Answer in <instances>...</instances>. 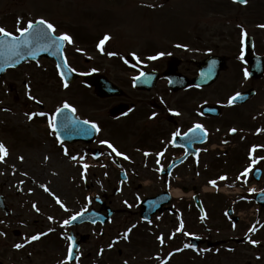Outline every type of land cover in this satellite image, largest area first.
Segmentation results:
<instances>
[{
    "label": "flooded vegetation",
    "instance_id": "flooded-vegetation-1",
    "mask_svg": "<svg viewBox=\"0 0 264 264\" xmlns=\"http://www.w3.org/2000/svg\"><path fill=\"white\" fill-rule=\"evenodd\" d=\"M251 3L258 5L253 7ZM199 8L206 7L198 4L196 11ZM134 9L138 21L145 24L146 35H109L107 32L93 35L89 30L97 18H108L118 15V11ZM174 9L175 0H0V27L12 35L18 36L17 28L23 29L29 21L44 19L55 26L57 36L67 34L73 40L71 44L64 42L62 45L65 64H59L57 58L48 57L22 60L0 78L9 76L12 107L20 104L29 108L23 113V125L34 123L38 126L32 131L30 127L18 129L16 126L7 130L0 125V134H9L7 137L0 135V143L8 151L4 161L0 162V167L9 169L3 177L9 181L20 178L19 183L23 184L37 183L46 194L45 197L41 193L32 198L35 192L22 194L12 190L9 181L0 176V233H4L0 235V264H62L68 256L69 237L77 247L76 251L72 248L73 258L69 264L208 262L210 241L204 232L205 235H194L204 240L203 244L194 248L200 251V255H191L176 263L177 254L173 247L178 243L177 232L182 235L184 229L192 228V224L188 222L185 209L178 205L180 201L175 199L173 208L176 214L167 211L153 218L166 214L172 217L168 240L172 246L168 249L170 255L156 252L148 255L146 251L150 252V247L144 241L147 234L140 231L135 240V235L131 236L128 228L119 227L135 216L142 224L151 223H145L140 218L141 201L165 192L172 194L176 189L183 192L180 199L191 200L195 195L202 196L201 185L207 183L210 177H219L223 174L221 169H237L242 162L248 161L245 156L242 160L241 148L250 145L242 143L252 137L250 132L258 126L264 130V118L248 111L253 98L243 105L230 103L231 91L241 86L240 61L236 55L240 43L235 37L242 32L253 35L254 54L264 55V40L257 41L256 37L264 35V28L258 27L264 24V0L238 4L234 15L238 30L214 32L212 35H204L203 32L197 35H160L162 22L172 19ZM202 23L199 22L198 29ZM105 36L110 39L101 50L98 45ZM21 52L26 53L27 48L21 49ZM160 53L164 55L155 60L149 59ZM210 55L226 57L232 70L227 85L221 83L222 72L212 86L191 84L175 90L172 82L196 78L200 65ZM61 69L67 70V73L61 72ZM261 81L248 77L244 83L248 87L243 90L258 88ZM97 86H111L119 90L116 94L103 97L97 95ZM45 87L57 89L58 100L53 109L47 97L29 99L34 89ZM65 103L70 106L69 109H75L71 112L79 121L72 113L57 112L65 109ZM41 112L45 115H35ZM56 112L62 120L53 132L49 119L56 117ZM29 116L33 118L30 120ZM257 120L261 123L258 124ZM92 124L97 125L99 131L92 128ZM197 124L202 126L203 131L192 132ZM177 132L180 135L174 136ZM255 138L256 135H253ZM108 144L113 145L121 155L112 152ZM145 153L149 155L145 156ZM123 156L128 159H123ZM256 160V167L263 170L264 176V161L260 157ZM66 163L77 169L84 165L101 168L102 179L97 178L96 171L93 176L99 179V184L107 186L93 193L94 201L75 213L97 210L103 214L100 221L65 225L64 221L71 220L72 215L64 217L65 207L57 203L60 198L55 193L49 194L55 206L51 204L52 207L48 208L44 205L49 200L45 188L57 185L58 179L54 178L65 175ZM113 184L118 186L112 189ZM94 186L86 184L87 189ZM125 192V205L119 209L114 198L125 195ZM21 194L26 197L19 198ZM126 199L136 201L138 208L131 209ZM109 207L117 212L107 218ZM259 212H264V208ZM259 212L250 227L240 224L235 236L222 239L235 243L227 245L232 251L242 246L248 252L256 249L255 255H248L251 257L246 261L264 262V217L261 220ZM118 215L124 216L123 223L114 227L112 224ZM49 219L51 228L45 227ZM199 225L201 229L206 227L203 222ZM126 232L127 239L123 235ZM33 235H41V238L29 243ZM192 236L183 237L186 239L183 244L190 243ZM249 240L257 244L253 246ZM214 243V246L219 245ZM16 244H23L24 247L17 249Z\"/></svg>",
    "mask_w": 264,
    "mask_h": 264
},
{
    "label": "rangeland",
    "instance_id": "rangeland-1",
    "mask_svg": "<svg viewBox=\"0 0 264 264\" xmlns=\"http://www.w3.org/2000/svg\"><path fill=\"white\" fill-rule=\"evenodd\" d=\"M200 0H175L177 4V11L176 15L172 17L169 23L161 24V31L160 35H187L188 29L192 32L191 35H194L195 32L193 31L194 28H198L199 22L203 21L202 26L198 29V32H203L204 35H210L211 32H218V31H231L234 29V25L232 23L231 19L234 15L235 5H233L232 0H205L206 1V10L204 9H198L196 11V7L201 4H204L203 2H198ZM217 2L219 3V6H217ZM118 15H114L108 18H97L93 20L90 32L93 33V35H100L105 32L110 33L111 35H146L147 30H144L145 24L138 21V14L135 13L133 10H128L124 14L120 13L118 11ZM163 20V19H162ZM130 26H133V28H130ZM146 28V27H145ZM262 37L261 35H259ZM232 75V70L225 73V75L222 77L221 83L227 82V80ZM9 76L4 77L3 79H0V125L2 127H6L7 130L11 129L12 126H16L18 129L20 128H26L30 127L29 129H33L37 126L34 123H25L23 125V121H25V115L23 113L27 110L29 111V108L26 109L25 107L20 106V104H16L14 107L11 104V93L9 90V84H8ZM220 83V85H221ZM45 91H53L52 94H46ZM32 98L36 99H43L45 97L49 98V104L51 108L53 109L58 100L57 96V89L51 88V87H45V88H37L32 91ZM254 104V107H253ZM251 103L249 105L248 111L250 112H256L257 115L259 114L261 117L264 118V85L261 89V92L259 93V96L255 99L254 103ZM31 110V109H30ZM16 119V120H15ZM258 122H261V120H258ZM38 127V126H37ZM252 137L250 136L251 141H254L253 139V132H250ZM258 134V132H256ZM4 136H9L8 132L5 134H0ZM262 134L258 135L255 138V144H260L263 147H261L258 151L260 152V155L264 156V135ZM242 154L246 153V149L243 147L241 148ZM66 166H68V163H66ZM254 166L249 167L253 169ZM247 168V169H249ZM65 175L61 178H54L57 180L56 186H49L48 191H45L48 194V201L46 202V205L48 208H51L53 204L52 199L50 198V193H55L58 195L60 200L62 201V204L64 205L65 212L63 213L64 217H70L73 215V213L80 211L84 207H87L89 205L90 201L93 200V193L100 192L101 189L104 186L99 184V179H102V171L99 167H90V168H73L72 166H68L64 168ZM79 171V174H78ZM97 172V178L93 176L94 172ZM252 171V170H251ZM89 172V173H87ZM9 173V169L4 168L3 166L0 167V176L3 177L4 174ZM87 173V174H86ZM251 174V172H250ZM5 181H9V179H6L3 177ZM73 178H75L73 180ZM86 179L87 183L89 185H95L92 189L86 188V183L84 181ZM249 176L246 177V179H243L241 181H228L229 183H238L243 186V184L250 185L251 182L249 181ZM212 181V180H210ZM209 182L204 183L201 185V193L203 194L202 198L205 203V207L207 209L208 215H206L205 220L201 221V217L197 214L196 210L193 208L192 202L190 200L186 199H179L180 203L178 204L180 207L185 209V212L187 214L188 222L189 224H192L191 229H184L182 232V235L178 233L177 240L178 243L175 248L176 250L179 248H183L184 250V244L183 242L186 241L183 237H188L189 235L193 234H199L202 235L204 232L209 236L210 241H219L222 239H228L231 236H235L240 228V224H244V227H249V223H253L256 211L251 212L250 207H246L244 209L242 203V199H238L235 202L236 210L239 212H242V220L239 224H234L230 218L226 216V210L228 206L234 204L235 196L232 198H216L217 193H213L211 191H206L205 188H211L212 184ZM4 182V181H1ZM20 178H12L9 181V187L12 188V190H16L17 192H21L22 194L28 193V192H35L32 198H37L38 195L42 193V195L45 197L46 194L41 191V185L37 183H19ZM216 182V181H215ZM5 183V182H4ZM226 184V183H224ZM215 185H220L219 183H216ZM118 186L117 184L112 185L113 187ZM264 186V179L263 184L261 187ZM246 188L243 186V189ZM110 190V193L113 194V190ZM58 192V193H57ZM20 195L21 197H26L24 195ZM37 194V195H36ZM245 195L246 192H245ZM126 198V192L125 195L119 196L114 198V201L117 202L116 206L119 209L123 208L124 202ZM127 200V199H126ZM128 205H131V209H137V202L127 200ZM55 206V204H53ZM127 205V206H128ZM252 208V207H251ZM49 213L51 211H48ZM185 214V215H186ZM261 216V220L264 217V212H259V217ZM258 217V218H259ZM124 216L118 215L116 219L114 220L112 226L118 227L119 224L123 223ZM132 221H129L127 224L121 225L119 228L126 229L131 228L134 231L133 235H135V239H137V236L139 235L140 231H143L145 234H147V238L144 239L145 244L150 247V252L146 251L148 255H151L153 252L160 253L162 255L168 254L169 247H172L169 245L167 239L170 237V232L172 230V217L169 215L167 216H160L153 220L151 225H145L142 224L138 217L132 218ZM204 223L205 228L201 229L198 228L199 223ZM134 226V227H133ZM45 227L51 228V220H48V223ZM203 230V231H202ZM115 232V231H113ZM187 233V235H185ZM205 235V234H204ZM160 237H163V243L160 242ZM229 243V242H228ZM118 246L121 247V244ZM169 246V247H167ZM247 249L249 248L248 245H246ZM244 246L240 247V249H236L233 252H228L225 248V246H220V249L216 251H210L209 257H207V263L206 264H264V262L261 261H255V260H248V255H255L256 249L252 250L251 252L244 251ZM152 251V252H151ZM185 252V251H183ZM217 253V254H216ZM194 256V253L191 252H185L180 255H177L176 257V263L185 260L188 256ZM240 255H245L244 257H241ZM189 259V258H188ZM209 259V260H208ZM250 261H252L250 263Z\"/></svg>",
    "mask_w": 264,
    "mask_h": 264
},
{
    "label": "snow or ice",
    "instance_id": "snow-or-ice-1",
    "mask_svg": "<svg viewBox=\"0 0 264 264\" xmlns=\"http://www.w3.org/2000/svg\"><path fill=\"white\" fill-rule=\"evenodd\" d=\"M234 3H241V4H247L248 0H233ZM40 26H44V28L42 29ZM258 27L264 28V24L262 25H258ZM44 29H47V31H45ZM17 32H19L18 36H13L11 33H9L8 31H6L4 28L0 27V36L5 37V38H10L9 40H4V41H0V45L4 46L9 52H11L14 55H20V51L21 49L24 48H29L31 45L33 44H38L41 41H48L50 45L55 46L57 48L62 47L64 42H67L69 44L73 43L72 38L67 35V34H62V35H55L56 33V28L53 24L45 21L44 19H39L35 22H31L29 21L27 23V26L24 27L23 29L21 28H17ZM242 37L246 38L247 37V33L246 32H242ZM110 39L109 36H105L103 40L100 41V44L98 45L99 48H101V50H103V45L105 44L106 41H108ZM242 43H243V39H242ZM177 47H180V45H177ZM164 53H160L158 56H153V57H149V59H158L160 56H163ZM247 72L245 73V76L247 77ZM64 87L67 88L68 84L65 83ZM238 98V96H234L231 99L234 101ZM29 99H32L31 96H29ZM231 103V101H230ZM65 109H69L70 106L65 103L63 106ZM71 111H75L74 108L70 109ZM58 113L61 110H57ZM180 113H174V115H179ZM35 115H39V116H43L45 115L44 113H36ZM33 117L29 116V119L31 120ZM55 117H52L49 119V126L52 128V131L55 132L56 131V127H55ZM84 124H88V121H84ZM92 128L96 129L97 131H99L97 125L92 124L91 125ZM197 130L203 131V128L201 125L197 124L195 125V127L191 130L192 132H195ZM233 132H235V129H232ZM180 135L179 132L175 133L174 136H178ZM205 135H207V133H205ZM57 139H59V137H57ZM106 143V142H105ZM110 149H112V152L116 153L117 156H120L121 153H119L117 151V149L115 147H113V145L108 144L107 145ZM253 152L256 151L255 148L252 149ZM65 154H67V152H65ZM8 155V151L7 148L5 147V145H3L2 143H0V162H3L5 157ZM145 156L149 155V153H145ZM160 155H163V153H161ZM21 159H23L21 157ZM73 159H75V157H73ZM123 159L127 160L128 157L127 156H123ZM258 161L253 160L252 164L253 166L257 163ZM85 169L88 167L87 165H84ZM252 169H246L244 173H242V175H248V172H250ZM221 179H226L225 177H221ZM210 183L215 186L216 182L215 181H210ZM45 191H48L47 188H45ZM57 203H60L59 200H57ZM60 206L63 208L64 205L60 204ZM35 207V205L33 206ZM129 207H131V205H129ZM67 210V209H65ZM79 215H83V213H80ZM205 217H201V219H204ZM77 216L74 215L72 216L71 220H66L64 221V224H70L72 221L76 220ZM134 227V226H133ZM183 225H181V229H182ZM255 229H253L254 231ZM129 231H131V229H129ZM0 235H4V233H0ZM43 235H47V233H44ZM124 238L127 239L128 233H124ZM185 235H187V233H185ZM41 238V235H33L31 236V238L29 239V243L33 242V241H37ZM72 238L69 237V240H71ZM160 242L163 243V237H160ZM249 243L253 244V246H255L257 244L256 241L254 240H249ZM15 247L17 249H20L22 247H24L23 244H16ZM74 247V243L70 244L69 249H68V256L67 259L65 261L62 262V264H69V261L72 260L73 258V254H72V248ZM192 247L191 245H185V248H190ZM76 259L78 260L79 257L77 256Z\"/></svg>",
    "mask_w": 264,
    "mask_h": 264
},
{
    "label": "water",
    "instance_id": "water-1",
    "mask_svg": "<svg viewBox=\"0 0 264 264\" xmlns=\"http://www.w3.org/2000/svg\"><path fill=\"white\" fill-rule=\"evenodd\" d=\"M4 59H2V61L0 60V62L1 63H4ZM9 64V62L7 61L6 62V64H5V66H7ZM5 66L2 68V69H0V74H2L3 73V71H4V68H5ZM253 71L257 74V72L259 71V67H255V69L253 68ZM104 91H105V88H104ZM103 91V89H99V93L100 94H106L105 92ZM245 97H243V99H244ZM259 176V175H258ZM258 178V177H257ZM159 198H157L156 200H149V201H147V204L149 205H147L148 206V212H155V210L160 206V205H162L164 202H167V200H159V201H157ZM259 202L264 206V194L263 195H260V197H259ZM148 217H149V215H148Z\"/></svg>",
    "mask_w": 264,
    "mask_h": 264
},
{
    "label": "bare ground",
    "instance_id": "bare-ground-1",
    "mask_svg": "<svg viewBox=\"0 0 264 264\" xmlns=\"http://www.w3.org/2000/svg\"><path fill=\"white\" fill-rule=\"evenodd\" d=\"M182 193L183 192L181 190H177V189L173 191V195L176 196V197L181 196Z\"/></svg>",
    "mask_w": 264,
    "mask_h": 264
}]
</instances>
